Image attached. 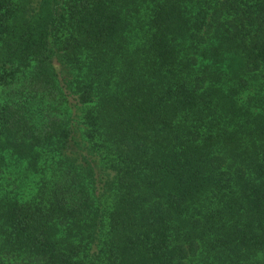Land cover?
<instances>
[{
    "label": "trees",
    "instance_id": "1",
    "mask_svg": "<svg viewBox=\"0 0 264 264\" xmlns=\"http://www.w3.org/2000/svg\"><path fill=\"white\" fill-rule=\"evenodd\" d=\"M0 264H264V0H0Z\"/></svg>",
    "mask_w": 264,
    "mask_h": 264
},
{
    "label": "rangeland",
    "instance_id": "2",
    "mask_svg": "<svg viewBox=\"0 0 264 264\" xmlns=\"http://www.w3.org/2000/svg\"><path fill=\"white\" fill-rule=\"evenodd\" d=\"M14 173L16 176H20L21 179H17L16 181L12 180L13 182L9 188L16 190V193H22V197H28L33 189V177H31L33 175L26 173L20 167L14 168Z\"/></svg>",
    "mask_w": 264,
    "mask_h": 264
}]
</instances>
